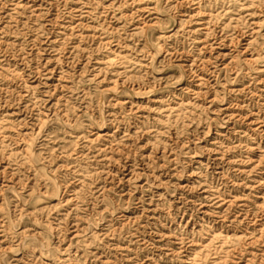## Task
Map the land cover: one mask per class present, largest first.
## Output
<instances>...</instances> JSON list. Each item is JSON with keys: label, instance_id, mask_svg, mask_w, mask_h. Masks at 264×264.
<instances>
[{"label": "rangeland", "instance_id": "374dc122", "mask_svg": "<svg viewBox=\"0 0 264 264\" xmlns=\"http://www.w3.org/2000/svg\"><path fill=\"white\" fill-rule=\"evenodd\" d=\"M0 264H264V0H0Z\"/></svg>", "mask_w": 264, "mask_h": 264}]
</instances>
